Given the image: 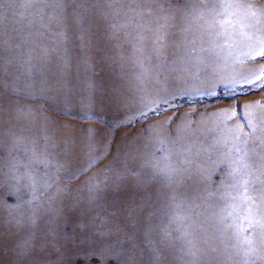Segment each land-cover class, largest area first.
Returning a JSON list of instances; mask_svg holds the SVG:
<instances>
[{
    "label": "snow or ice",
    "instance_id": "1",
    "mask_svg": "<svg viewBox=\"0 0 264 264\" xmlns=\"http://www.w3.org/2000/svg\"><path fill=\"white\" fill-rule=\"evenodd\" d=\"M176 4L179 7L173 8ZM12 5L8 24L7 15L0 11V61L6 49H18L24 57L23 71L10 85L18 99L34 94L39 76L41 95L59 93L69 108L75 103L86 111L95 107L94 87L79 97L65 87L72 68L71 45L86 65L97 58L111 59L128 70L142 104L125 114L129 122L149 113L155 119L161 104L175 113L157 121L167 132L156 149L162 155L153 152L142 161L131 153L123 159L118 155L119 168L110 163L106 171L86 181L90 202L110 193L131 225L142 220L150 224L146 238L154 232L160 236L147 248L131 244L117 257L119 264H143L146 251L149 264H163L164 253L177 246L185 264H222L225 258L236 264H264V115L250 111L264 109V102L240 103L250 93H264V0H12ZM240 56L245 63L262 66L249 67L239 78L233 76L227 67ZM53 62L60 73L50 83L44 69ZM209 69L216 85L230 89L237 103L230 111L213 114L232 124L226 134L205 144L195 135L194 114H179V105L172 102L180 90L167 91L165 86L195 82ZM4 71L0 62V73ZM22 76L27 78L23 88ZM3 84L0 80V87ZM204 94L216 96L215 87ZM126 102V97L115 99L117 104ZM99 135L94 128L60 123L31 105L9 102L6 108L0 96V212L7 207L18 225L23 227L26 218L35 227L41 213L55 217L57 204L70 195L78 202V193L59 183V173L77 150L86 168L100 162L110 146L102 145ZM6 136L13 143L7 157L2 151ZM20 151L23 159L18 158ZM218 170L225 173L221 187L235 191L229 193L231 200L241 202L231 205L229 216L235 214L239 223L234 220L228 225L231 232L224 233L223 248L208 234L211 218L201 210L211 207L220 193L212 187ZM5 188L16 198L14 206L5 204ZM161 216L168 220L166 227H161L163 220L153 222ZM107 226V218H101L99 227ZM17 247L21 255L33 252L34 236L22 237ZM33 264H41L39 258Z\"/></svg>",
    "mask_w": 264,
    "mask_h": 264
},
{
    "label": "bare ground",
    "instance_id": "2",
    "mask_svg": "<svg viewBox=\"0 0 264 264\" xmlns=\"http://www.w3.org/2000/svg\"><path fill=\"white\" fill-rule=\"evenodd\" d=\"M0 11H2L7 15L8 19L5 21V23L8 24L12 20V11H13L12 0H0ZM16 19L19 20V17H17ZM16 26L20 27V24H17ZM68 55L71 58V63L72 62L74 63V66H72L71 68L70 75L67 78L65 87L71 89L73 95L76 97L86 94L89 88L85 90H82L81 88L76 89V86L74 87V80L75 81L83 80L86 82V85L94 87L95 84L91 83L94 80H102L104 82H107V77L123 76L127 78L129 76L128 74H123L125 72L117 71V69L115 68V64H119V63L111 59L101 60L97 58L91 63L90 66L82 63L81 54L78 48H76L75 46L74 49H69ZM2 56H3V61L0 62H2L5 65V71L0 73V80L4 81L3 86L0 87V96L3 97L6 108L9 102H14L19 104L34 106L36 108H39L42 112L47 113L49 116L51 113H56L60 115L75 114L85 120L92 119L97 121L101 119L102 122L113 121L114 118L112 115L113 113L118 114L119 112H121L122 114L123 112H128L126 109H119L113 111L112 109L108 108L109 106H101L98 105L97 103L95 104V107L92 108L90 111H86L78 103L73 104V106L69 108L65 104L63 95L56 92H53L49 95H41L39 93V88H40L39 81L41 79L39 76L35 77L36 83L34 85V94L31 96H25L23 99H18L17 95L13 94V92L11 91L10 85L13 82V79L16 75H21L23 71L22 60L24 59V57L21 54V52L15 48L6 49L2 53ZM9 61H12V63H9ZM97 70L103 71L102 72L103 76L100 79H94L92 77L94 75V72ZM59 73H60V69L57 68L55 62L49 64L46 67V69H44V76L47 77L50 83L55 82L57 79H59ZM236 75L238 74L236 73V71H234L233 76ZM25 79L27 78L22 76L21 88H23L24 86ZM104 84L102 86H109L108 83H104ZM2 89L5 90L7 93L4 94V91ZM108 90H110V92L105 95L103 94L101 95V93L100 94L97 93V100L113 98L115 97V94L122 93L118 90H111V89ZM43 103H45V106L42 105ZM250 111L256 112L259 115H264L263 109L253 108ZM51 117L54 120L59 121L60 123H71L67 120L60 119L57 116H51ZM216 118L217 117L215 116L212 117L213 123L217 122V120H218L217 123H223L222 122L223 117L221 119H216ZM93 123L86 124L83 127L85 128L90 127L98 130L100 134L98 136V139L101 141L102 145L105 143L109 145V142L113 140L112 138L113 135L119 134L118 132L115 133L113 130L102 129L100 127L101 123L98 122H93ZM71 124H74L78 127L81 126L79 125V123L77 124L71 123ZM8 127L9 125L6 123L5 128L7 129ZM159 130H162V128H160ZM118 136L115 138L117 139L116 141H118V139L121 138V136L120 137ZM12 147H13L12 138L6 136L4 147L2 150L3 155L5 157L8 156V152L10 149H12ZM108 151L109 149L106 151L105 155L101 158L100 162L95 164V166H97L96 168H93L94 166L91 168L85 167L86 161L84 160L82 154L79 153V150H77V154L75 156L69 158L67 166L64 169H62L59 173L60 177H62L59 183L64 185V183L67 181H74L73 188H71V186H68L67 184H65L64 186L71 189L73 193H78L79 201L77 202L75 195H74V199L67 197L63 204L60 203L57 204L55 217L41 213L40 219L35 227H32L27 222L26 218L23 222V227H21L15 222L14 218L9 216L7 207L2 212H0V264H33V261L36 258H39L41 264H79L80 258L83 259L82 260L83 264H91V258L95 255L101 258L100 264H110L109 262L111 261L110 259L112 258V255L118 256L122 254L123 250L127 249L131 244L139 245L141 248L154 246L156 242L151 241V245H150V241L147 240L146 242L144 241L143 243L140 241L134 243H123L122 248L120 246L100 247L95 244H89V242L85 238V234L93 233L97 229L101 230V228L99 227V223L97 222L98 219L107 218L108 226H110V231H112L113 225L120 222L119 217L121 216V213L119 210H115L116 207L115 205L117 204L113 203L112 195H106L104 199V203L106 204L98 205L100 203V200H97L94 203L90 202L89 201L90 195L87 193L88 187L86 181H88L89 178L93 177L94 175L101 173L102 170H105L106 164L108 162L105 164L104 163L101 164V162L103 159L107 158L106 156L108 154ZM17 155L18 158L23 159L24 153L23 151H20L17 153ZM118 155L120 157L122 155L120 149H117L115 152L111 154L112 158L109 156L112 161L111 164L113 165L114 168L116 167L115 164H113V161L116 160L115 157H117ZM61 159L63 158L61 157ZM81 178L84 179L78 181ZM222 189L223 190L222 191L220 190V192H224V193H220V194H223L224 198L221 199L220 194H218L217 197L213 198L211 202L212 205L211 207L205 205L204 209H202V210H206L207 214L211 218L210 225H222L224 227L223 230L221 229L219 231V234L217 233L218 237L217 235L212 233V229L210 228L208 233L209 235L212 236V240L221 248H223V244H221V240H224L225 243H227L224 233L228 232L230 234L231 232V230L228 229V225L233 223L234 220L236 222H239L238 220H236L235 214H233L231 217L229 216V213L233 211L231 205L233 203H237V204L241 203L240 201L233 202L231 200L229 193L231 192L232 195H235L236 194L235 191L227 187H222ZM9 197L12 196L8 195V189L7 188L3 189V200L5 204L14 206L16 203V198L12 197L15 203L9 204V202L7 201V198ZM111 203L112 206H109ZM73 204H74V212H73ZM73 218H74V224L72 222ZM16 219H18V217ZM63 219H66V222L63 223V227L60 228V223H62ZM154 219H160L159 221L155 222L156 224H161V220H163V224H168V220L166 217L161 216L159 218H154ZM50 220L54 222L50 223L49 222ZM83 226L87 227L86 231L83 229ZM66 227L69 228V230L71 229V231L67 232ZM30 233L34 236L35 249L33 250V252H31V254L22 257L19 254L20 251L17 247V243L22 237L28 236ZM47 241L55 242V244L52 243L53 245L48 246ZM73 242H74L73 248L71 250H65V247L68 246L69 243H73ZM72 254H74L73 259L69 260L68 262H64L62 260L64 256L72 255ZM164 256H165V260L163 261V264H185L184 254L180 250L179 246H177L174 249L167 250L164 253ZM145 260H149V253L147 251L145 252ZM115 261L117 262L118 259H116ZM222 264H236V261H230L227 258H225L222 261Z\"/></svg>",
    "mask_w": 264,
    "mask_h": 264
},
{
    "label": "rangeland",
    "instance_id": "3",
    "mask_svg": "<svg viewBox=\"0 0 264 264\" xmlns=\"http://www.w3.org/2000/svg\"><path fill=\"white\" fill-rule=\"evenodd\" d=\"M167 6V5H166ZM179 4L173 5V8H178ZM69 49H74V46L70 45ZM244 58L240 56L239 59H236L235 57L229 62V65L227 67V72L231 75L234 74V71L238 75H236L238 78L239 76H242L246 74L247 69L249 67H261L262 65L251 62V63H245L243 62ZM72 66H74V63L72 62ZM115 68L117 71L125 72L123 74H128V70L125 68H121L120 64H115ZM236 69V70H235ZM246 69V70H245ZM101 70H97L94 72V75L92 76L94 79H100L102 75ZM117 73V72H114ZM6 77V75H5ZM92 84H95L94 88L96 89L97 93H101V95H105L110 92V90H118L122 92L121 94H115V97L108 98V99H99L96 101L98 105L101 106H109L108 108L112 109L113 111L119 110V109H126L128 112L132 109L141 107V97L140 95L135 91L133 82L130 80V76L123 77H107V82H104L102 80H94L91 82ZM104 83H108L109 86H102ZM99 84V85H97ZM105 85V84H104ZM208 85V86H207ZM81 88L82 90H85L89 88L90 86L86 85V82L83 80L75 81L74 80V87ZM93 87V86H92ZM215 87L216 96H208L204 94V90L211 91ZM167 91H175L177 89L180 90V95L176 97L172 102L175 105H179V114L189 113L194 114V117L192 119V124L194 127H196L197 131L195 134H197V137H200V142H203L207 144L208 142H212L216 140L217 138L221 137L222 135L226 134L229 130V127L231 126L232 122L229 121L227 124L225 123H213L212 117H217L216 119H221L222 116L213 115L214 113H220L224 110H231V105H235L237 103L236 99L233 98V94L230 89H225L222 86H218L215 83V78L211 74V69L208 70V74L206 76H202L200 80H197L195 82H176V83H169L165 86ZM199 89V90H197ZM3 90V89H2ZM106 90V91H105ZM4 94L7 93L5 90ZM112 92V91H111ZM117 97H126L127 102L123 104H117L115 103V99ZM264 102V93H250L248 95V98L240 100V103L247 104L249 102ZM45 106V103L42 104ZM161 113L159 115H155V119H153V113H149L148 117H141L139 121L135 120L134 118H131V122H129V117H126V113L128 112H119L118 114L113 113V121H105L102 122L101 119L99 120H85L80 118L79 116L75 114H68V115H60L56 113H51L50 116H57L60 119L67 120L71 123H79V125L84 126L86 124H92L93 122L101 123L100 127L104 130H113L115 133H119L117 135H113V140L109 142V151L107 154V158L103 159L102 163H112L111 161V154L115 152L117 149L121 150V157L124 158L125 155L128 153L138 155L140 160L144 159H150L153 152H156L157 148L161 147V139L163 136L167 135V132L162 130H159L161 127L157 124V121L164 120L166 116L168 115H174L175 113L169 109L167 104H161ZM258 109V108H257ZM252 110V109H250ZM264 110V109H263ZM220 111V112H219ZM249 110L245 111V114H247ZM212 116V117H211ZM199 119V120H198ZM204 120V121H202ZM201 121V122H199ZM209 121V122H208ZM207 122V123H206ZM242 120H237L236 123H241ZM187 123V121H185ZM212 123V124H211ZM95 124V123H93ZM97 124V123H96ZM179 122H176L171 125L172 128L177 127ZM206 124V125H205ZM223 124V125H222ZM203 125V126H201ZM216 125V126H215ZM220 125V126H219ZM99 126V125H98ZM97 126V127H98ZM159 128V129H158ZM156 130V131H155ZM158 130V131H157ZM216 131V132H215ZM214 132V134H213ZM157 133V134H156ZM122 134V135H121ZM163 134V135H162ZM119 135V136H118ZM215 135V137H214ZM120 137L118 141L115 139L116 137ZM210 137V138H209ZM115 150H114V149ZM112 152V153H110ZM124 153V154H123ZM148 154V155H147ZM156 155H162L161 152H156ZM111 158H110V157ZM147 157V158H146ZM107 160V161H106ZM110 160V161H109ZM116 161V162H115ZM113 161V164H115L116 168H119L121 165L118 160ZM118 163V164H117ZM100 165V164H99ZM98 165V166H99ZM120 165V166H119ZM134 166L138 167V163ZM97 166H94L93 168H96ZM106 171V168H105ZM111 174V173H109ZM225 173L222 170H218L216 174L212 176V186L213 189L219 188L221 191L223 190L221 187L222 181L224 180ZM84 178L79 179L78 181L82 180ZM62 181V180H61ZM67 184L68 186H71V188L74 187V181H67L64 183V185ZM129 188H131V181L128 182ZM220 186V187H219ZM87 193L89 191L87 190ZM224 193V192H220ZM218 193V194H220ZM106 195H111L110 193H106L102 199H100V203L98 205H104V199ZM14 197V196H12ZM12 197L7 198V201L9 204H14V199ZM71 199H74V195L69 196ZM112 206V203L109 205ZM116 206V207H115ZM115 210H119L121 213V216L119 217L120 222L112 226V231H110V226L105 227L103 230H95L93 233L85 234L86 240L89 242V244H95L97 246H112L117 247L120 246L122 248L123 243H134V242H146L147 240L152 242L159 241L160 237L159 235L154 232L151 237L146 238V233L150 228V224L147 221H141L139 225L133 226L131 225L125 218L124 210L122 207H119V205H115ZM118 208V209H117ZM202 210V209H201ZM73 212H74V204H73ZM116 212V211H114ZM115 214V213H114ZM160 219H154L153 222H157ZM100 219H98L99 223ZM66 222V219H63L62 223H60V228L63 227V223ZM72 222L74 224V218L72 219ZM239 223V222H236ZM167 224H161V227H166ZM210 229H212V233L217 235L219 234V231L224 229L222 225H210L208 226ZM83 229L86 231L87 227L83 226ZM219 229V231L217 230ZM66 231L70 232L71 229L66 227ZM218 233V234H217ZM155 234V235H154ZM113 236V237H112ZM50 243V244H49ZM55 242H49L47 241V245L51 246ZM74 242L69 243L68 246L65 247V250H71L73 248ZM20 254V252H19ZM31 254V253H29ZM27 254V255H29ZM36 254V253H35ZM27 255H21L22 257ZM121 255V254H120ZM118 255V256H120ZM118 256L112 255L110 264H119V261H115ZM111 257V256H110ZM115 257V258H114ZM74 258V254L72 255H66L62 258L64 262H68L69 260ZM80 263L83 264L82 258L79 259ZM165 260V259H164ZM163 260V261H164ZM149 260L143 261V264H148ZM101 258L97 255L93 256L91 258V264H100Z\"/></svg>",
    "mask_w": 264,
    "mask_h": 264
}]
</instances>
